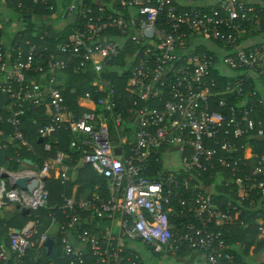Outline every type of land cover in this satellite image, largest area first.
Masks as SVG:
<instances>
[{"label": "built area", "instance_id": "1", "mask_svg": "<svg viewBox=\"0 0 264 264\" xmlns=\"http://www.w3.org/2000/svg\"><path fill=\"white\" fill-rule=\"evenodd\" d=\"M91 1L69 0L63 14L73 28L56 53L44 58L39 51L46 47L39 50L25 42V51L13 44L20 38L19 24L0 0V127L7 123L13 128L11 134H0V148L19 143L30 150L20 118L25 106L44 108L48 125L38 129V136L47 139L67 124L65 130L75 139L70 148H82V163L103 181L86 200L63 197L58 208L63 220L46 216L59 228L68 264H85L87 255L69 237L89 247L94 264H141L132 242L141 243L152 258L175 257L187 249L201 253L207 264H235L233 254L225 252L224 228L232 214L243 212L251 192L258 189L264 196L259 179L264 156L257 157L249 174L240 168L253 158L250 142L264 139V0ZM32 4L54 11L52 0ZM16 8L20 16L22 3ZM69 72L93 74L82 98L94 100L95 112L76 118L66 108L61 85ZM123 75L132 97L125 115L118 110L111 80ZM43 149L50 152L52 146L46 142ZM169 152L176 155L178 168H162L153 181L146 178L150 163H159ZM67 158L58 151L42 165L18 160L16 173L0 168V212L10 205L29 213L45 209L46 181L64 185L69 180ZM218 169L235 179L240 194L235 204L218 206L212 188L203 187L204 176L210 174L211 180ZM219 171L217 185L228 188V177ZM17 177H34L37 186L22 191L14 187ZM248 207L264 217V200L257 208L253 202ZM88 213L108 222L99 237L84 228ZM40 225L34 215L18 234L10 230L8 247L0 244V262L39 264V249L50 240L38 234ZM256 226L257 238L264 242V225L256 221ZM31 250L35 255L29 258Z\"/></svg>", "mask_w": 264, "mask_h": 264}, {"label": "trees", "instance_id": "2", "mask_svg": "<svg viewBox=\"0 0 264 264\" xmlns=\"http://www.w3.org/2000/svg\"><path fill=\"white\" fill-rule=\"evenodd\" d=\"M8 14L11 16V21L19 22L22 25V31H20V38L16 39L13 44L23 48L26 51L25 42H28L31 45H34L39 50L47 48V51L40 53L43 54L44 58L50 53L55 54L57 47L64 41L70 33V30L73 26H65L63 29L55 28L54 24L49 22L46 24L47 19L56 13V6L54 1V11L53 13L46 12L44 9L35 7L32 4V0H4ZM87 3H91V0H85ZM17 3H22L23 10L18 16V11L16 8ZM41 17H44V21L41 20ZM260 32H264V27H261ZM122 59V58H120ZM94 78L91 72L86 74L73 75L70 72L66 74V80L64 84L61 85L62 95L65 99V106L68 110L73 112L75 117H80L83 113H93L96 110L94 100L83 99L82 95L90 89V83ZM218 83L223 84L222 77L216 75ZM112 83L114 85L116 96L118 97L117 105L118 110L125 115L127 108L131 106L132 97L129 94L128 89L125 87L127 77L125 75L121 77L112 76ZM71 89L74 90V93H70ZM25 113L20 118V127L19 129L23 133L25 140L30 148L28 150L26 147H22L19 143H14L8 145L5 149L0 148V168L4 169L9 173L18 172L19 165L17 164L18 160H28L37 165H42L43 162L47 159L55 158V155L58 151H62L67 154L68 158L65 161V164H69L73 170H71L68 175L74 171L77 174L76 179L73 182H67L64 185L60 184L59 180L48 179L46 181V189L48 192V202L45 209H40L37 212L30 213L29 215L16 214L11 218L0 219V244H4L8 247V233L11 229L21 230L26 223H28L34 215L39 217L41 222V227L39 228L40 233L48 232L47 228L50 224V220L46 218L48 214L54 215L58 220L61 221L62 217L58 208L62 205V197L67 196V190L72 189L73 186L77 188V193L83 192L87 188H93L95 184H98L101 179L97 178L89 166H85L82 169H77V163L82 159L83 153L85 151L80 149H71L70 143L72 140H75L73 135L69 134L65 127L67 124L62 125L59 129L47 139H42L38 136V129L43 126H47L48 123L45 121L46 112L44 108L32 109L29 106H25ZM112 130V129H111ZM13 128L4 123L0 127V134H11ZM48 142L52 146L50 152H46L43 147L44 144ZM239 144L242 141H238ZM251 146L253 147L252 159L246 161V167H241V170L244 174H249L255 167V162L257 157L264 156V150H262V145L264 144V139L260 141H251ZM161 163H150L151 172H161L162 171ZM216 171H219L216 170ZM212 174V179L209 180L208 177L210 174L204 176V188L206 190L214 191L213 196L215 197L216 204L218 206L226 207L227 203L232 204L236 203V198L240 196L238 191H235L234 180L230 177L229 172L226 170H220L218 173L222 174L220 176L228 177L229 187L225 188L223 184L217 185V177L215 172ZM240 176V175H238ZM97 178V179H96ZM262 182H264V176L260 177ZM100 180V181H99ZM233 189V192L230 193V190ZM249 202L244 204V210L240 215L232 214L233 221L224 228V234L226 239V253L235 255V263L242 264L240 258L236 255L233 246L236 242L244 244V254L249 257H253L260 252L264 251V242L256 243V233L257 226L256 221L260 225H264V217H257L250 203L253 202V207L257 208L260 203L264 200V196H261L260 190H256L250 193ZM228 201V202H227ZM63 220V219H62ZM170 220L176 221L174 217H170ZM182 220L178 219L176 222L178 225ZM240 222L245 224V227L240 226ZM86 228V227H85ZM88 229V228H87ZM228 232V234H227ZM255 246V247H254ZM186 249H182L181 252H186ZM42 257L40 259L41 264H47V261L50 259H56L60 256L58 246L55 248L54 253L51 255H46L44 252L41 253ZM35 255L33 250L29 251L28 257L31 258ZM12 260L5 264H11ZM0 264H2L0 262ZM88 264H92V261L89 259ZM224 264H227L226 262Z\"/></svg>", "mask_w": 264, "mask_h": 264}, {"label": "crops", "instance_id": "3", "mask_svg": "<svg viewBox=\"0 0 264 264\" xmlns=\"http://www.w3.org/2000/svg\"><path fill=\"white\" fill-rule=\"evenodd\" d=\"M57 1V0H56ZM69 2V0H58V5H59V12H56L54 15H52V19L53 21H49L47 19V22H51L54 24L55 28H59V29H63L65 26H67V18H64V10L67 6V3ZM57 21V23L55 22ZM125 117V116H124ZM126 128L130 127V130L126 129L127 131L131 132L132 131V126L131 125H127L125 124ZM110 127L113 131V133L115 134L113 128L112 123H110ZM4 137L2 135H0V144L3 142ZM128 141H132V137L130 136L128 138ZM116 155H119L118 152H115ZM176 155L172 152H169L168 154H162L160 156V160L159 163H161L162 167L166 170L169 169L170 171H175L178 167L176 166L177 163H175V157ZM247 156V155H246ZM82 163V159L77 163L76 168L82 169L84 168L85 165ZM67 167V174L73 170V168L70 167L69 164H66ZM159 173V171H155V172H151L150 171V166L149 168L145 171L144 176L150 180H154L155 177L157 176V174ZM77 177V174H75V172L73 171L71 173V175H68L69 180L67 182H73ZM97 179V178H96ZM100 181V180H99ZM103 186V181H100L98 184H95L93 186V188H87L85 189L83 192L81 193H77V188L75 186L72 187L71 191L67 190V196H65V198H72V199H87L90 198L93 194L96 193V189L97 187ZM102 196L104 198H107V194L105 192H102ZM63 200V197H62ZM0 214L3 216L0 217V219H7V218H11L12 216H15L16 214H21V211L15 206V205H10L8 207H6L3 211L0 212ZM30 214V213H29ZM28 214V215H29ZM51 223V222H50ZM108 226V222L107 221H98V220H94V218L92 217L91 214L88 213V217L85 218L84 220V228L86 230H88L90 232V234L99 237L101 232H103V230L105 229V227ZM41 227V225L37 228V232L39 235L41 234H47L50 237V241H52V248L50 250V252H48L47 247L44 245V247H41L39 250L42 249V252H44L46 255H51L52 253H54L55 248L58 246V250L60 252V256H58L56 259H50L47 261V264H49L50 262H54L55 264H68V259L65 258L63 259V251H62V243H61V239L62 237L59 235V228L57 226L51 225L49 224L47 230L48 232H44V233H40L39 232V228ZM88 228V229H87ZM12 230V229H11ZM52 239V240H51ZM69 241L72 244V246L74 248L77 249H81L83 252L87 253V255L85 256V264H88L89 259L92 261V264H94L95 258H93L89 252H88V246H82L76 239H73V237H69ZM256 243H260L261 241L258 240L257 238V233H256V239H255ZM136 242H132L131 247L134 251H137L140 256H141V264H207L205 261L204 256L201 253H197V252H192L187 250L186 252H181V253H177V255L175 257H160L157 256L156 258H152L146 251V249L143 246V249H139L136 245ZM255 247V246H254ZM244 244L238 243L236 242L235 245L233 246V249L236 253V255L240 258L241 263L242 264H264V251L260 252L259 254L253 256V257H249L246 256L244 254ZM235 257V255H233ZM42 257V256H41ZM40 257V259H41ZM39 259V264H41V261ZM225 262H223L222 264H224ZM236 264V263H235Z\"/></svg>", "mask_w": 264, "mask_h": 264}, {"label": "water", "instance_id": "4", "mask_svg": "<svg viewBox=\"0 0 264 264\" xmlns=\"http://www.w3.org/2000/svg\"><path fill=\"white\" fill-rule=\"evenodd\" d=\"M147 35L151 36L152 32L147 33ZM13 184H14V187H16L22 191L31 192L37 186V181L34 177H31V178L17 177L14 180ZM20 211H21V214L24 216L29 214V210L26 208H22ZM15 233L18 234L19 230H15ZM45 246L47 247L48 252H50V250L52 248V241H50V240L47 241Z\"/></svg>", "mask_w": 264, "mask_h": 264}, {"label": "rangeland", "instance_id": "5", "mask_svg": "<svg viewBox=\"0 0 264 264\" xmlns=\"http://www.w3.org/2000/svg\"><path fill=\"white\" fill-rule=\"evenodd\" d=\"M54 3H55V6H56V8H57V9H56V10H57L56 12H59L60 9H59V5H58V0H57V1L54 0ZM48 20L51 21V22L53 21L52 17L48 18ZM55 22L57 23V21H55ZM18 24H19V22H18ZM21 27H22V25H20V24L17 25V29H18L19 31L22 30ZM127 129L130 130V127H127ZM1 216H3V214H2V215L0 214V217H1ZM135 245H136L139 249H143V246H142L141 243L136 242ZM164 264H166V263H164Z\"/></svg>", "mask_w": 264, "mask_h": 264}]
</instances>
